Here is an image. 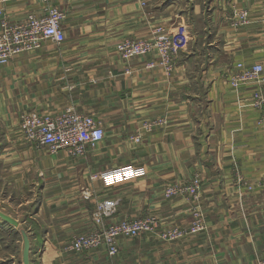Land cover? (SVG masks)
<instances>
[{
    "label": "crops",
    "instance_id": "obj_1",
    "mask_svg": "<svg viewBox=\"0 0 264 264\" xmlns=\"http://www.w3.org/2000/svg\"><path fill=\"white\" fill-rule=\"evenodd\" d=\"M66 12L65 40H44L0 64V188H22L19 221L0 217V264H23L30 237V264H255L264 256V119L248 105L261 83L234 88L228 80L237 61L264 64V0H50ZM11 20L43 14V0L0 3ZM245 7L249 23L230 26ZM3 14L0 15V18ZM163 25L187 27V45L167 73L152 53L125 60L120 44ZM151 61L155 65L150 66ZM225 67V68H224ZM235 68V67H234ZM67 107L94 114L105 137L85 156L51 154L23 137L20 112L58 114ZM165 117L142 140L131 137L147 119ZM130 162L143 177L106 186L91 173ZM203 181L205 229L175 240L163 230L187 227L191 202L164 196L168 183ZM251 185V187H250ZM120 201L116 219L152 214L154 232L120 237L119 252L69 250L72 237L92 227L96 202ZM31 207H27V204Z\"/></svg>",
    "mask_w": 264,
    "mask_h": 264
},
{
    "label": "built area",
    "instance_id": "obj_2",
    "mask_svg": "<svg viewBox=\"0 0 264 264\" xmlns=\"http://www.w3.org/2000/svg\"><path fill=\"white\" fill-rule=\"evenodd\" d=\"M12 0H0L5 3ZM47 6L43 14L29 12L24 20L15 22L6 15L0 6V64L7 63L12 57L25 51L38 49L44 40L61 43L66 34L62 27L66 12L50 0H43ZM235 19L230 21L233 27L248 24L249 12L245 9L234 13ZM233 17V18H234ZM187 27L179 25L175 31L158 25L150 35L125 39L119 47L120 54L125 60L135 56L158 53L159 64L167 73L175 66L178 53L187 45ZM150 66L155 65L151 61ZM229 83L239 88L246 83H261L264 80V64L260 61L247 64L237 62L228 74ZM250 106L262 112L264 119V87H258L252 92ZM167 122L165 117L147 119L142 122L141 129L132 135L134 141L142 140V131H152L157 126ZM20 129L23 137L34 142L37 146L55 154L61 150L73 157H82L90 148H94L105 137L102 121L94 114L80 111L75 107H67L58 114L42 112L38 109H25L20 112ZM145 166L130 162L91 173L92 179H100L104 185L112 186L120 182L143 177ZM251 187V185H250ZM203 181L199 173L186 182L175 181L164 186L163 193L167 198L177 195L184 196L191 202L192 220L189 226H174L163 230L160 235L167 240H175L188 234H196L205 229V217L201 208ZM120 201L115 197L99 199L92 212V227L85 232L72 237L67 247L69 250L85 251L104 248L109 257L119 252L120 237L135 238L146 232H154L158 227L155 215H139L130 218L116 219ZM256 264H264V256Z\"/></svg>",
    "mask_w": 264,
    "mask_h": 264
},
{
    "label": "rangeland",
    "instance_id": "obj_3",
    "mask_svg": "<svg viewBox=\"0 0 264 264\" xmlns=\"http://www.w3.org/2000/svg\"><path fill=\"white\" fill-rule=\"evenodd\" d=\"M242 9L245 10L246 8L242 7L240 9H238V10H242ZM233 17H234V14L231 17H229V21H232L233 19L236 18V17H234V18ZM229 25L231 26V23H229ZM245 25H247V24H245ZM245 25H241L239 27H243ZM237 61L234 63L235 65L230 67L231 69H233L236 66ZM27 189H28V187H26L25 191H22V188H19L17 186L11 187V186H8L6 183H4V185H2L1 188H0V206L4 207L5 205H7V206H11V209L13 207L16 210L19 207V204L21 205L23 200H25L26 198H29V197L32 198V197L35 196L33 190H31V192H29ZM201 199H202V197H201ZM31 204L32 203H29V205L27 204V207H29V206L31 207ZM259 258H261V257H259Z\"/></svg>",
    "mask_w": 264,
    "mask_h": 264
},
{
    "label": "water",
    "instance_id": "obj_4",
    "mask_svg": "<svg viewBox=\"0 0 264 264\" xmlns=\"http://www.w3.org/2000/svg\"><path fill=\"white\" fill-rule=\"evenodd\" d=\"M0 217L4 220L8 221L9 223L17 226L19 225V221L10 215L9 213L0 209ZM22 235L24 238V250H23V264H30L31 257H30V250H31V241L30 237L25 229H22Z\"/></svg>",
    "mask_w": 264,
    "mask_h": 264
}]
</instances>
